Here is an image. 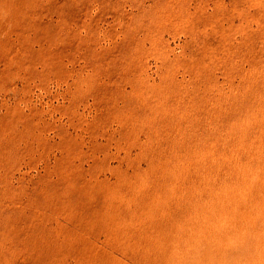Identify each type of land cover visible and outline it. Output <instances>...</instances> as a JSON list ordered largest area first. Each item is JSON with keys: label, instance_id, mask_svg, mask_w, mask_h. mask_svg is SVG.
Here are the masks:
<instances>
[{"label": "rangeland", "instance_id": "rangeland-1", "mask_svg": "<svg viewBox=\"0 0 264 264\" xmlns=\"http://www.w3.org/2000/svg\"><path fill=\"white\" fill-rule=\"evenodd\" d=\"M0 264H264V0H0Z\"/></svg>", "mask_w": 264, "mask_h": 264}, {"label": "bare ground", "instance_id": "bare-ground-1", "mask_svg": "<svg viewBox=\"0 0 264 264\" xmlns=\"http://www.w3.org/2000/svg\"><path fill=\"white\" fill-rule=\"evenodd\" d=\"M1 1H2V0H1ZM6 1H7V0H6ZM1 3L3 4V3H5V2H1ZM4 6H5V5H4ZM2 7H3V6H2ZM5 7H6V6H5ZM8 7H10V6H8ZM8 7H7V8H8ZM1 9H2V8H1ZM5 9H6V8H5ZM9 9H10V8H9ZM6 10H7V9H6ZM3 11H5V10H3ZM6 12H7V11H6ZM8 17H9V16H8ZM8 17H7V18H8Z\"/></svg>", "mask_w": 264, "mask_h": 264}]
</instances>
